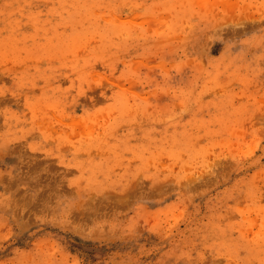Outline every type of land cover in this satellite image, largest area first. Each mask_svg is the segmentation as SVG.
I'll list each match as a JSON object with an SVG mask.
<instances>
[{"label": "rangeland", "instance_id": "1", "mask_svg": "<svg viewBox=\"0 0 264 264\" xmlns=\"http://www.w3.org/2000/svg\"><path fill=\"white\" fill-rule=\"evenodd\" d=\"M0 264H264V0H0Z\"/></svg>", "mask_w": 264, "mask_h": 264}]
</instances>
